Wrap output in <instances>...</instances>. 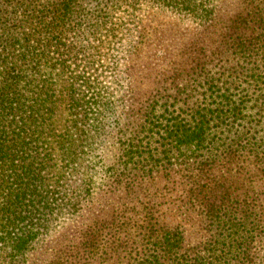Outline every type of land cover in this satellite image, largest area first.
Wrapping results in <instances>:
<instances>
[{
    "label": "trees",
    "instance_id": "16d2710c",
    "mask_svg": "<svg viewBox=\"0 0 264 264\" xmlns=\"http://www.w3.org/2000/svg\"><path fill=\"white\" fill-rule=\"evenodd\" d=\"M78 221L50 264H264V0H0V264Z\"/></svg>",
    "mask_w": 264,
    "mask_h": 264
},
{
    "label": "rangeland",
    "instance_id": "374dc122",
    "mask_svg": "<svg viewBox=\"0 0 264 264\" xmlns=\"http://www.w3.org/2000/svg\"><path fill=\"white\" fill-rule=\"evenodd\" d=\"M148 24L156 29L152 48L147 56L143 58L142 70L155 72L166 63H168L175 53L181 48L191 35H193L195 27L190 24L181 22L175 16L158 11H151L147 14ZM84 225V221H78L71 225L66 233H61L50 239L46 238L45 242L33 251L29 256L28 264H50V254L54 247V241L67 235L72 230L80 229ZM58 237V238H57Z\"/></svg>",
    "mask_w": 264,
    "mask_h": 264
}]
</instances>
